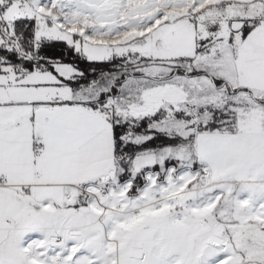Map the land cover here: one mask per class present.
<instances>
[{
	"label": "snow or ice",
	"instance_id": "obj_1",
	"mask_svg": "<svg viewBox=\"0 0 264 264\" xmlns=\"http://www.w3.org/2000/svg\"><path fill=\"white\" fill-rule=\"evenodd\" d=\"M0 264H264V0H0Z\"/></svg>",
	"mask_w": 264,
	"mask_h": 264
},
{
	"label": "rangeland",
	"instance_id": "obj_2",
	"mask_svg": "<svg viewBox=\"0 0 264 264\" xmlns=\"http://www.w3.org/2000/svg\"><path fill=\"white\" fill-rule=\"evenodd\" d=\"M57 51H59V49H57ZM80 67H81V69L82 70H86V71H88L89 73L91 72V68L88 66V64H86V63H81L80 64Z\"/></svg>",
	"mask_w": 264,
	"mask_h": 264
}]
</instances>
